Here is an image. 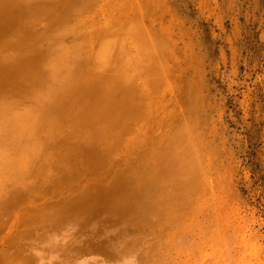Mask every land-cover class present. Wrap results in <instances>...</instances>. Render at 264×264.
Here are the masks:
<instances>
[{"label":"bare ground","instance_id":"obj_1","mask_svg":"<svg viewBox=\"0 0 264 264\" xmlns=\"http://www.w3.org/2000/svg\"><path fill=\"white\" fill-rule=\"evenodd\" d=\"M97 1L0 0V264H148L159 243L148 232L173 227L199 191V137L139 130L132 79L151 70L127 57L119 24L98 30ZM101 1L107 12L115 0ZM158 52L147 60L159 75Z\"/></svg>","mask_w":264,"mask_h":264},{"label":"rangeland","instance_id":"obj_2","mask_svg":"<svg viewBox=\"0 0 264 264\" xmlns=\"http://www.w3.org/2000/svg\"><path fill=\"white\" fill-rule=\"evenodd\" d=\"M101 2L94 7L98 30L122 26L117 29L124 38L118 42L124 45L117 39L114 44L123 45L124 52L127 47V66L133 57L139 63L146 59L149 69L132 65L147 70V76L151 70L153 87L163 79L155 92L151 84L148 89L149 78L142 75L145 84L138 75L131 78L139 86L136 96L143 94L148 121L137 124L139 130L147 136L152 124L162 123L163 130L184 126L199 137L193 143L200 144L195 150L203 164L199 191L183 206L174 228L166 224L163 233L148 232L159 242L152 245L148 264H264V0H115L107 12ZM127 23L136 29L125 30ZM147 50L163 55L160 62L154 59L159 75L148 65L157 53L153 57ZM108 52L110 60L121 56ZM158 137L166 143V136Z\"/></svg>","mask_w":264,"mask_h":264}]
</instances>
